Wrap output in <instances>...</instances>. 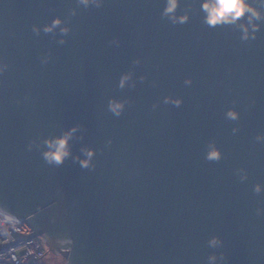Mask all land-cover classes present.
I'll return each mask as SVG.
<instances>
[{
    "label": "water",
    "instance_id": "water-1",
    "mask_svg": "<svg viewBox=\"0 0 264 264\" xmlns=\"http://www.w3.org/2000/svg\"><path fill=\"white\" fill-rule=\"evenodd\" d=\"M73 6L0 0V60L8 64L0 75V211L32 231L8 228L15 241L0 250L42 237L49 253L39 264H206L215 233L226 264H264V216L255 215L264 193L251 192L264 183V144L253 139L264 132V26L243 42L235 27L205 26L191 0L177 10L193 8L183 25L161 18L162 0H106L77 10L63 46L31 31ZM113 37L119 48L107 44ZM46 52L51 60L41 65ZM135 57L140 65L131 64ZM130 68L147 79L116 89ZM166 94L183 105L152 110ZM108 96L129 98L120 117L107 111ZM232 101L237 122L223 117ZM77 122L84 140L72 152L82 143L98 149L93 170L70 158L48 166L26 150L29 139ZM209 139L224 153L219 162L203 159ZM237 167L247 181L233 174Z\"/></svg>",
    "mask_w": 264,
    "mask_h": 264
},
{
    "label": "clouds",
    "instance_id": "clouds-1",
    "mask_svg": "<svg viewBox=\"0 0 264 264\" xmlns=\"http://www.w3.org/2000/svg\"><path fill=\"white\" fill-rule=\"evenodd\" d=\"M106 0H74V6L68 9V14L64 18L59 15L53 16L50 22L43 25L33 24L31 31L35 35L51 34L55 39L57 45L63 46L67 43L66 37L72 32L70 20L77 15L79 8L99 9L103 7ZM163 7L160 11V16L167 19L172 25L186 24L190 19V12L193 11L191 6L185 8L181 12H177L180 7L181 0H162ZM191 3L197 4L201 13V21L209 29H216L218 27H235L239 31V39L243 42L255 40L257 33L260 32L264 26V13L260 9H264V0H191ZM109 46L120 47V40L117 37L107 41ZM51 60V53L46 52L40 55L39 62L41 65H47ZM131 64L137 66L141 64L140 57L132 59ZM8 68V64L0 60V75H2ZM132 68L126 71H121L115 82V88L124 90L125 88L134 89L137 81L144 83L147 77L144 74L135 76ZM153 85L155 81L152 82ZM185 87H191L193 79L191 76H185L182 81ZM130 103L128 97L108 96L106 109L114 117H120L126 105ZM170 105L173 108H180L184 99L180 95H163L158 102L151 104V109L156 110L159 104ZM235 101H232L233 106L227 107L223 112V117L227 121L237 122L241 118L240 111L234 106ZM231 134L236 135L240 128L238 125L231 127ZM254 141L257 144H264V132H257L254 136ZM84 140V129L80 123H74L70 127L60 128L59 132L50 133L46 136H40L36 139H29L26 144V150L32 151L35 148L40 153L43 162L52 167H60L69 158L73 163H78L83 169L93 170L95 164L94 157L98 149L82 143L79 148V154L72 152V146L77 141ZM112 144V139L108 138L105 141V147ZM102 151V150H99ZM224 158V153L221 148L217 146L215 139H209L205 145L203 159L208 162H219ZM233 174L238 177V180L243 183L248 180V172L244 167H237L233 169ZM251 192L257 196L264 193V183L255 182L251 185ZM255 215L257 217L264 216V207H256ZM0 220L11 223L12 218L6 213L0 211ZM206 245L209 249L214 251L206 256V264H226L227 257L225 251L220 250L224 246V241L217 234H211L206 240Z\"/></svg>",
    "mask_w": 264,
    "mask_h": 264
},
{
    "label": "built area",
    "instance_id": "built-area-1",
    "mask_svg": "<svg viewBox=\"0 0 264 264\" xmlns=\"http://www.w3.org/2000/svg\"><path fill=\"white\" fill-rule=\"evenodd\" d=\"M8 228L24 236L32 233L25 223L14 218L11 223L0 220V248L2 245L15 241L6 231ZM48 253L49 250L42 237H33L0 250V264H39Z\"/></svg>",
    "mask_w": 264,
    "mask_h": 264
}]
</instances>
